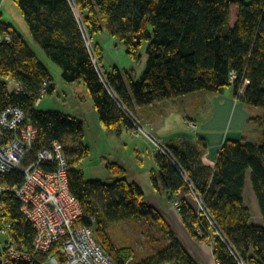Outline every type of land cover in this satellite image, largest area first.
Returning <instances> with one entry per match:
<instances>
[{"label":"trees","instance_id":"16d2710c","mask_svg":"<svg viewBox=\"0 0 264 264\" xmlns=\"http://www.w3.org/2000/svg\"><path fill=\"white\" fill-rule=\"evenodd\" d=\"M46 56L60 67L64 82H80L90 92L100 124L109 132L131 131L132 124L114 102L98 76L86 47L79 22L85 26L103 66L102 33L115 37L130 58H137L146 45L144 70L136 79L121 74L113 66L107 80L122 101L134 111L159 101L205 90L221 94L232 87L234 97L251 107L264 110V0H13ZM8 36V40L5 37ZM54 91L48 67L31 49L22 33L2 18L0 8V113L8 106L21 107L33 128L36 141L29 159L53 141L72 138L74 152L89 154L84 146L83 121L62 112L41 111L35 105L45 82ZM128 83V84H127ZM128 85V86H127ZM16 86L21 90L16 92ZM250 121L262 129L257 142L227 139L214 165L202 160L205 143L169 144L171 152L245 264H264V224L252 221L243 189L251 170V185L264 217V116ZM161 185L170 195L187 191L185 181L171 160L155 152ZM65 158L66 154H65ZM112 181L87 179L77 162L67 159L69 191L80 203L83 216L77 224L93 228L94 236L117 264H198L180 241L162 212L145 199L141 186L127 178V168L105 159ZM154 187L157 178L151 171ZM23 173L15 170L4 182L20 184ZM6 217L12 220L10 237L21 250L30 252L34 227L25 222L16 199L4 202ZM180 220L189 235L209 242L217 264H239L227 244L209 221L182 199ZM93 219V220H92ZM151 219L165 236L164 243L150 254L134 256L132 247L116 246L109 225L128 220Z\"/></svg>","mask_w":264,"mask_h":264},{"label":"built area","instance_id":"2783aa9c","mask_svg":"<svg viewBox=\"0 0 264 264\" xmlns=\"http://www.w3.org/2000/svg\"><path fill=\"white\" fill-rule=\"evenodd\" d=\"M79 25L94 68L105 89L132 124V135L143 137L154 147L155 152H161L172 161L184 178L197 214L209 221L213 230L236 257L237 263L245 264L213 220L197 188L172 154L169 144L141 123L137 114L121 100L107 80L106 71L100 58L98 59L85 26L81 21ZM5 39L8 40V36ZM50 85L49 81L45 82L35 105L38 106ZM20 90L21 87L16 86L15 91ZM189 125L195 127L193 122ZM36 134V128L32 127L21 107L8 106L0 113V264H117L96 239L93 228L77 224L83 216L82 208L74 194L69 191V170L62 143L59 140L53 141L47 147L39 149L35 159H29ZM15 170L23 173L21 183L4 182V177ZM8 198L18 200L25 222L34 227L30 252L21 250L15 239L10 237L12 220L6 217L4 206ZM175 206L178 208V201ZM131 259L130 257L125 264L130 263Z\"/></svg>","mask_w":264,"mask_h":264},{"label":"rangeland","instance_id":"374dc122","mask_svg":"<svg viewBox=\"0 0 264 264\" xmlns=\"http://www.w3.org/2000/svg\"><path fill=\"white\" fill-rule=\"evenodd\" d=\"M0 8L3 20L13 25L22 33L25 40L30 43L39 59L46 64L53 76V83H55L54 91L45 93L37 108L44 112L59 111L67 115L70 114L83 121L84 138L82 139V143L89 148V154L79 158V155L74 152L77 144L70 138L65 141L67 159L75 160L78 164L77 167L83 170L87 179H100L103 182H109L113 179V175L106 168L105 159L117 161L124 168H127V178L135 181L144 189L145 199H147L146 196L148 197V194L152 193L155 188L153 178H151V171L154 167L152 161L154 147L143 137L132 135V132L127 133L124 131L118 134L107 131L100 124L90 92H88L85 85L80 82L66 83L61 79L60 67L46 56L44 50L40 48L35 39L30 35L27 23L14 1L0 0ZM98 41L103 50V67L106 70L110 71L113 66H116L126 81H128L127 77L136 79L140 76L147 59L146 45H142L137 58H130L126 54L125 46L117 38L108 36L105 33L99 35ZM253 108L256 109V113L264 116L262 108ZM183 111L182 108L179 111L169 110L165 116L167 127L170 131L173 130L172 128L175 129V132L179 128H185ZM133 112L137 114L141 123L147 126L154 134L158 135L152 129L150 104L136 107ZM125 142L131 149L127 148L128 146L125 145ZM136 145L142 152L144 166L139 163L137 157H135V153L132 151V148H135ZM174 225L176 232L182 234L181 225L177 222ZM108 230L116 246L132 247L136 258L145 257L166 243L165 236L151 219L128 220L109 225Z\"/></svg>","mask_w":264,"mask_h":264},{"label":"crops","instance_id":"0c3cea01","mask_svg":"<svg viewBox=\"0 0 264 264\" xmlns=\"http://www.w3.org/2000/svg\"><path fill=\"white\" fill-rule=\"evenodd\" d=\"M30 47L33 49L31 45ZM180 108L184 110L183 121L185 128H179L176 132L172 128L173 130L170 131L167 127L165 116L169 110L179 111ZM150 112L153 131L158 133L167 144L180 145L186 142H195L196 138H200L206 145L202 160L209 161L213 165L225 140L244 139L245 141L257 142L262 132L258 124L250 121L251 117L261 114L256 113V109L234 97L232 87H227L221 94L200 90L189 92V94L178 96V98L152 103L150 104ZM190 122L195 123V127L190 126ZM124 131L130 133V131L122 130L120 134ZM125 145L128 146L126 142ZM127 148L131 149L130 146ZM132 151L135 153L139 163L143 165L144 159L140 148L136 145L135 148H132ZM154 154L155 151L152 152L154 166L152 170L154 174L156 172L157 189L154 188L152 193H149L148 197L146 196V200L163 213L164 217L170 221L174 232H176L174 224L177 222L181 225L183 233L176 232V235L186 246L189 253L197 260L198 264H217L210 243L193 239L186 232L180 220L179 210L175 206V202L186 199L194 207L193 199L186 191H182L178 196H172L162 187L160 172L156 166ZM250 173L251 170L248 169L243 196L247 206L250 207L252 221L261 225L264 224V217H262L257 197L251 185Z\"/></svg>","mask_w":264,"mask_h":264},{"label":"bare ground","instance_id":"6f19581e","mask_svg":"<svg viewBox=\"0 0 264 264\" xmlns=\"http://www.w3.org/2000/svg\"><path fill=\"white\" fill-rule=\"evenodd\" d=\"M25 115H26V113H25Z\"/></svg>","mask_w":264,"mask_h":264}]
</instances>
